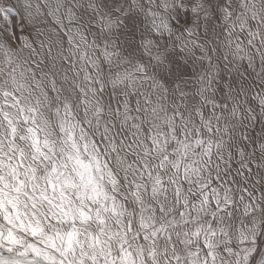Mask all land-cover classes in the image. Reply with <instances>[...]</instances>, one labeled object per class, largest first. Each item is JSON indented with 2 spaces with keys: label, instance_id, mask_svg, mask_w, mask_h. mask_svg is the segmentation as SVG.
<instances>
[{
  "label": "snow or ice",
  "instance_id": "snow-or-ice-1",
  "mask_svg": "<svg viewBox=\"0 0 264 264\" xmlns=\"http://www.w3.org/2000/svg\"><path fill=\"white\" fill-rule=\"evenodd\" d=\"M0 264H264V0H0Z\"/></svg>",
  "mask_w": 264,
  "mask_h": 264
}]
</instances>
